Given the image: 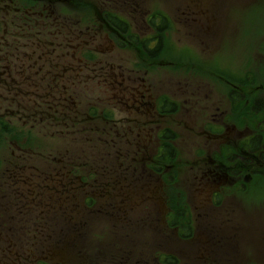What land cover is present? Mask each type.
Wrapping results in <instances>:
<instances>
[{
	"label": "flooded vegetation",
	"instance_id": "af4514ba",
	"mask_svg": "<svg viewBox=\"0 0 264 264\" xmlns=\"http://www.w3.org/2000/svg\"><path fill=\"white\" fill-rule=\"evenodd\" d=\"M109 2L114 6H107ZM222 2L228 7L229 0ZM74 3V0H0V138L11 134L16 123L22 126L31 123V129L35 123L42 124L46 129L44 138L47 131L64 138L61 147L45 153H49L47 157L34 154L35 163L32 165L24 163V156L31 153L30 150L25 153V149L13 144L19 152L15 154L13 151L11 160L0 165V200L10 195L20 203L15 208L1 204L0 216L5 213L2 212L3 206L5 211L13 208L11 217L17 213L24 216L29 212L25 214V209H31L30 205H25L38 200L36 209L41 203L45 207V212L40 210L37 213L38 218L42 222L41 215L44 214L43 218L50 221V226L57 228L50 231V235L56 237L70 231L68 227L64 229L55 225L57 210L62 215L66 214V220L72 219V208L78 204L74 200H102L107 208L113 209L109 213L115 218L122 216L123 212L134 211L137 206H142L144 212L149 211L150 201L165 200L167 193L164 188L169 187L166 170L174 166L179 153L178 133L167 121L179 113L180 104L164 98L155 82L146 79L148 69L141 74L140 69L135 68L155 64V68L160 69V35L164 32V24L169 22L168 16L143 10L138 0H103L107 7L89 5L92 15L76 19ZM206 3L204 12L200 11L205 21L187 20L202 34L211 28L210 16L205 14L213 13L211 4L214 2L208 0ZM196 10H201L196 9V3L189 7L195 17ZM91 42H97L99 46L102 42L108 47L107 51H111L103 54L105 61L95 60ZM126 49L137 55L136 61H130L128 66L119 63L130 57ZM99 53L101 57L102 53ZM97 89L102 90L101 95L94 103L88 102L90 106L75 104L76 100L97 98L86 94L89 91L96 93ZM193 91L190 89L189 93L193 94ZM191 94L183 103L192 104V113L196 110L201 121L200 124L197 119L191 121L193 124L188 129L192 137L205 136L204 143L196 141L195 146L199 147H191L189 151L194 158L184 168L192 169V172L186 180V192H180L182 196L178 198L187 199L191 205L190 214L193 212L196 221L200 220L196 232L192 224L191 238L195 239L197 235L204 237L205 256H196L201 260L191 264H242L241 248L237 244L246 239L241 227L234 224L231 214L233 200H246L242 192L246 184L260 173L261 163H264V95L252 100L253 104L258 98L261 101L258 109L253 107L256 109L253 120H257V124L252 127L244 123L243 113L236 122L229 123V117L232 119L230 107L229 114L226 110L219 113V118L212 119L207 112L208 95L200 99L197 108L198 100ZM240 98L242 100L243 96ZM100 99L111 103L112 109H106ZM121 113L127 116L128 124H124L122 117H115ZM96 121H103L102 136L97 140L108 145L104 151L112 159L86 170L84 163L77 164L71 160L75 152L73 135L85 129L92 132L91 123ZM212 122L219 124L213 127L220 131H210ZM92 133L96 134L95 131ZM26 134L33 135L30 132ZM166 158L167 164L163 163ZM79 169L83 173L98 174L96 190L81 191V197L76 196L74 182V179H83L76 174L81 172ZM100 175L107 176L102 180ZM174 183L177 184L176 181ZM27 186L29 188L25 189ZM18 195L26 197L21 199ZM229 201L233 204L229 205ZM152 206L154 216L153 221H149L150 225L154 220H160V203ZM223 210L227 211L221 212V217L214 216L215 211ZM178 213L183 214L181 209ZM146 214L150 216V212ZM156 225L154 222L153 227ZM2 231L0 229V236ZM154 232L156 245H160V226ZM63 245L47 249L57 252ZM71 246L74 245L67 244L66 248ZM0 248L4 249V246L1 244ZM6 248L7 252H25L23 247L14 251L17 248L14 245ZM16 259L15 264L19 263ZM57 263L64 264L61 261L53 264Z\"/></svg>",
	"mask_w": 264,
	"mask_h": 264
},
{
	"label": "rangeland",
	"instance_id": "374dc122",
	"mask_svg": "<svg viewBox=\"0 0 264 264\" xmlns=\"http://www.w3.org/2000/svg\"><path fill=\"white\" fill-rule=\"evenodd\" d=\"M102 1L74 0V18L92 15L88 9L89 5H94L96 8H100L101 6L107 7L108 5L114 6L112 5L113 2L106 3V6ZM206 1L208 0H193V2L191 0H138L143 10L149 9L152 13L160 12L167 15L169 18V28L160 35V69L155 68V64L152 67L143 65L135 68L140 69L139 72L141 74L144 73L145 69H148V73L145 75L146 79H151L155 82L157 87L160 88V92L164 94V98L180 104L181 107L179 113L174 117H170L169 121H167L178 133L179 138L176 143L179 153L177 159L173 162L174 166L166 170V178L169 181L167 183L169 187L166 189V203L168 207H165L163 211L171 207L176 211V209L184 205L187 199L179 200L178 198H181L182 194L180 192L185 190L187 177L192 172V169L184 168V166L192 162L194 158L189 151L191 147H199L195 146L196 141L200 144L205 141V136L192 137L188 129L193 124V122L191 124V121L197 119L199 124L201 121L196 110L194 114L192 113V109H190L192 104L183 103V100L191 94L189 90H194L191 95L198 100V103L195 105L197 108H199L201 103L200 99L208 95L209 104L207 112L212 115V119L214 120L215 118H219L220 112L227 110L229 114V106L232 105V101L227 96L231 90L235 91V94H240V96H243V99L241 100L237 95L241 102L237 100L232 106L234 120L229 117L228 122L240 119L243 113L244 123H248L252 127H255L257 124V120H253V111L255 112L256 110L253 107L256 104H253L252 100L264 95V0H230L228 3L229 7H226L222 0H212L214 2V5L211 4L213 6V13L205 14L206 17L210 16L208 19L211 21V28L207 30L208 33L202 34V32H199V28H194L187 20L196 18L200 21H205L200 11L204 12L205 5L207 4ZM195 3L196 9H201L196 10V17L189 11V7H193ZM77 6L80 9L77 10ZM112 10L122 16L121 12H117L113 8ZM151 14L149 13V15ZM138 15V17H142V14ZM224 20L227 22L226 24L223 22ZM222 23L223 26L221 27ZM102 44V42L100 46L97 45V42L95 44L91 42L90 44V46L94 47V50H91V52H93L95 60L96 58H100L105 61L103 54L111 52L107 51L108 47ZM136 46L139 47L138 45ZM99 52L102 53L101 57ZM126 52L131 54L130 57L119 61V63L128 66L130 61H136L137 55L135 52H129L127 49ZM108 64L109 62L106 63V65ZM75 90L77 89L75 88ZM92 91L86 94H90L93 97L97 96V98H87L84 101L76 100L75 104L86 107L91 105L88 102L94 103L97 101L102 90L97 89L95 90L96 93H92ZM99 102L103 103L106 109H112V106H109L112 105L111 103L101 99ZM217 108H220V110L218 111ZM188 109L190 111H187ZM120 115L115 117H122L124 124H126L125 119L127 116L124 113ZM102 122L96 121L95 123H91L93 127L92 132L95 131L96 134L85 129L73 135V150L75 152H73L74 156L71 160L77 164L84 163L87 166L86 170L91 169L90 166L96 167L100 164H106V161L112 159L104 151L105 148H108V145L101 140H97V137L102 136L100 131L103 126ZM216 125L219 126L218 123L212 122V129L210 131H220L218 127L214 128ZM29 126H31V123H28L27 126L16 123V125H13L15 129L11 131V134L3 135L0 138L1 166L5 165L8 160H11L13 151L15 154L19 152L18 148L25 149V153L30 150L31 153H27L24 156V163L32 165L35 163L33 160L34 154L45 155L47 157L49 153H45L54 152L56 148L63 145V137H56L48 131L47 137L44 138L43 131L46 129H43L44 126L42 124L35 123L32 129ZM27 132L32 133V137L27 135ZM19 133L22 135H19ZM13 144L19 147L16 148ZM163 163L167 164L168 162ZM260 169H262L260 173L253 178L254 180L246 184L247 187L242 192L246 200H233L234 209L231 214L234 216V224L241 227L246 239V241L241 240L237 244L241 248V258L248 262L252 261L250 264H264L263 162ZM79 170L81 172H77L76 174L81 175L83 179H74V182L75 189L77 190L76 196L81 197V191L96 190L98 174L83 173L81 169ZM101 173L103 174V171ZM106 176L100 175V178L103 180ZM82 180L84 181L83 184ZM50 187L53 188L52 186ZM27 188L29 186L25 187V189ZM193 193L194 191L192 190L191 196H193ZM18 196L21 199H25L26 197V195ZM83 201L78 200L77 203L79 204L74 206L75 209L72 208L82 214H73L72 219L69 217L66 220V214L62 215L57 210L58 217L55 225L64 227V229L68 227L70 231L67 235H64V232V236L56 237L53 234L50 235V231L52 228H57L50 226V221L43 218L44 214L41 215L42 222L38 218L37 213L40 210L45 212L43 203L40 204L37 210V203L39 201L30 202V204L25 205V207L31 206V209H25V214L29 211L26 215L23 216L17 213L15 217H11L10 215L13 212L10 211L20 203V200L16 201L10 195L5 196L4 200H0V205L3 203L4 206L13 205V208L5 211L3 206L2 212L9 213H4L3 217L0 216V218H3L0 220V229L1 231L4 230L0 236V245L4 246V249L0 248V264H15L16 258L19 261L16 264H45L46 261L55 263L59 260L55 256L64 258L66 260L64 264H90L84 257L80 260L77 258L76 252L80 250L78 246L79 242L75 248L71 246L69 247L70 250H67L66 243L73 245V242L76 240L85 244L88 251L92 250V253L88 256V259L93 262L92 264H160V245H156L157 240L153 238V235L155 233L154 229L157 226H161L162 222L154 220L157 223L154 228V222H151L150 225L149 221H153L154 216V209L152 208L151 211L152 204L160 203L161 210L165 206V200H160V202L156 200L150 201V204H148L150 205L149 211L144 212L142 206H137L134 211L123 212L121 213L122 216L119 215L117 218L109 213L113 209L107 208L108 206H105L102 200H95L92 209L87 208L85 200ZM138 201L136 200V202ZM80 202L85 206V209L82 208ZM229 202V205L233 204V202ZM56 203L57 206H60L59 202ZM188 205L190 204L188 203ZM95 209H101L103 212L97 210L93 213L92 211ZM30 211H34L35 214L33 212L30 213ZM225 211L227 210L215 211L213 214L219 218L221 217V212ZM148 212H150V216L146 214ZM168 212L170 213L171 209ZM183 214L188 216L186 211ZM189 216L196 232L197 224L200 220L197 219L196 221V215L193 212ZM184 219L182 217L183 222ZM40 224L45 228L44 230ZM171 231L173 232V230ZM241 236L239 235L240 238ZM195 240L198 241L197 236H195ZM68 241L71 242L69 243ZM186 241L192 243L194 237ZM57 244H64V247L57 251L54 256L53 251L47 248ZM11 245L17 247L14 251H18L23 247L25 252H7V248L5 250V247ZM200 245L204 248L202 244ZM182 251L185 254L188 251L191 253L193 248L190 246L189 248H184ZM254 253H256L255 257L253 256ZM188 257L191 258H188V261H191L192 255Z\"/></svg>",
	"mask_w": 264,
	"mask_h": 264
},
{
	"label": "trees",
	"instance_id": "16d2710c",
	"mask_svg": "<svg viewBox=\"0 0 264 264\" xmlns=\"http://www.w3.org/2000/svg\"><path fill=\"white\" fill-rule=\"evenodd\" d=\"M161 43V42H160ZM260 98H258V99H256L257 101L254 103V104H256V108L258 109L259 107H258V105L260 104V100H259ZM262 100V99H261ZM264 101H262V103H263ZM264 104V103H263Z\"/></svg>",
	"mask_w": 264,
	"mask_h": 264
}]
</instances>
